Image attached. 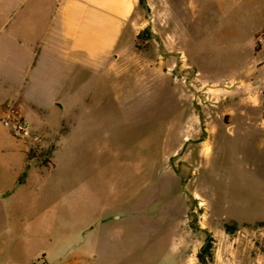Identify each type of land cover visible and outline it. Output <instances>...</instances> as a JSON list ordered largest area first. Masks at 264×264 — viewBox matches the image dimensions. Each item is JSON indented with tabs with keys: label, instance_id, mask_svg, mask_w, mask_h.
<instances>
[{
	"label": "rangeland",
	"instance_id": "obj_1",
	"mask_svg": "<svg viewBox=\"0 0 264 264\" xmlns=\"http://www.w3.org/2000/svg\"><path fill=\"white\" fill-rule=\"evenodd\" d=\"M33 1L0 0V43ZM192 1L190 19L174 17L180 0L167 1L171 16L139 3L134 19L146 30L112 57L111 74L81 82L66 139V130L46 136L36 127L34 142L14 136L29 161L60 160L42 233L16 241L0 216V264H16L18 243L61 264L86 253L82 225L124 213L121 256L120 234L95 229L106 253L98 263L199 264L211 237L212 264H264V0ZM43 18L32 14L38 28ZM2 90L15 92L0 80ZM8 107L18 109L0 103Z\"/></svg>",
	"mask_w": 264,
	"mask_h": 264
},
{
	"label": "crops",
	"instance_id": "obj_2",
	"mask_svg": "<svg viewBox=\"0 0 264 264\" xmlns=\"http://www.w3.org/2000/svg\"><path fill=\"white\" fill-rule=\"evenodd\" d=\"M167 1L148 0V3L153 13H170L173 9ZM29 7L10 27L9 41L0 43V80L15 91L10 94L0 91V103L12 105L14 102L18 109L13 111L46 136L66 130L62 135L66 139L80 115L77 98L81 95V82H88L91 73L107 77V72H112V57L134 49L139 30L144 26L134 19L140 10L139 0H34ZM178 7L179 13L174 17L190 19L196 4L192 0H180ZM33 13L44 17L39 28L34 25ZM2 33L0 28V37ZM4 110H0V116ZM67 114L73 118L68 119ZM22 148L24 143H18L0 121V216L5 223L7 220L8 235L16 231L14 239L19 242V233L33 236L43 232L42 225L49 216L44 209L51 206L53 199L48 177L54 174L60 160L56 156L52 167L41 166L27 161ZM27 163L29 169L20 179ZM19 180L23 183L18 186ZM124 216L127 213L96 217L82 225L79 233L90 240L84 248L86 253H75L61 264H103L98 263L97 255L106 253L96 239L95 229L120 234L117 255L121 256V248L125 246L123 236L127 232L123 227ZM136 218L134 224L139 233L138 228L144 223ZM28 243L25 247H29ZM18 244L23 253L16 264H29L40 256L44 257L45 264H50L44 250L25 251L24 243ZM159 256L165 258L168 254L162 252Z\"/></svg>",
	"mask_w": 264,
	"mask_h": 264
},
{
	"label": "built area",
	"instance_id": "obj_3",
	"mask_svg": "<svg viewBox=\"0 0 264 264\" xmlns=\"http://www.w3.org/2000/svg\"><path fill=\"white\" fill-rule=\"evenodd\" d=\"M1 122L16 138L34 142L36 138L35 131L30 121L13 111L10 107L3 111Z\"/></svg>",
	"mask_w": 264,
	"mask_h": 264
},
{
	"label": "trees",
	"instance_id": "obj_4",
	"mask_svg": "<svg viewBox=\"0 0 264 264\" xmlns=\"http://www.w3.org/2000/svg\"><path fill=\"white\" fill-rule=\"evenodd\" d=\"M139 3L144 5V4H146V0H139ZM145 30H143V31H145ZM141 33H139L137 36L140 37ZM30 158L31 157L28 156L26 159L28 160ZM28 169H29V164L27 163L25 170L22 173L20 179H23L25 177ZM225 226H226V229L229 231L230 230L229 225L226 224ZM213 247H214L213 246V239L211 237H208L207 240L205 241V243L202 245L201 249L197 253V258H198L199 264H212L213 255H214ZM31 264H38V263L33 262Z\"/></svg>",
	"mask_w": 264,
	"mask_h": 264
},
{
	"label": "water",
	"instance_id": "obj_5",
	"mask_svg": "<svg viewBox=\"0 0 264 264\" xmlns=\"http://www.w3.org/2000/svg\"><path fill=\"white\" fill-rule=\"evenodd\" d=\"M22 183H23V181H22V180H19L18 183H17V185L19 186V185H21Z\"/></svg>",
	"mask_w": 264,
	"mask_h": 264
}]
</instances>
